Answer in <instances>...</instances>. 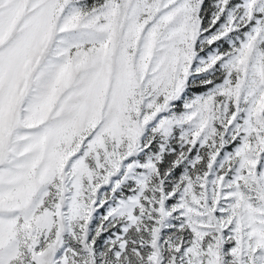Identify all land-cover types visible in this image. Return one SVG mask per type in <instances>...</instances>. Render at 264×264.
<instances>
[{
    "label": "snow or ice",
    "instance_id": "obj_1",
    "mask_svg": "<svg viewBox=\"0 0 264 264\" xmlns=\"http://www.w3.org/2000/svg\"><path fill=\"white\" fill-rule=\"evenodd\" d=\"M0 264H264V0H0Z\"/></svg>",
    "mask_w": 264,
    "mask_h": 264
},
{
    "label": "rangeland",
    "instance_id": "obj_2",
    "mask_svg": "<svg viewBox=\"0 0 264 264\" xmlns=\"http://www.w3.org/2000/svg\"><path fill=\"white\" fill-rule=\"evenodd\" d=\"M203 91H204L203 88H192V89H190L191 93H200V92H203Z\"/></svg>",
    "mask_w": 264,
    "mask_h": 264
}]
</instances>
